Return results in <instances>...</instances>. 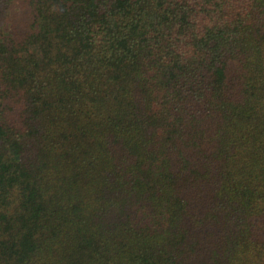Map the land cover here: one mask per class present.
I'll return each mask as SVG.
<instances>
[{"label": "trees", "instance_id": "1", "mask_svg": "<svg viewBox=\"0 0 264 264\" xmlns=\"http://www.w3.org/2000/svg\"><path fill=\"white\" fill-rule=\"evenodd\" d=\"M0 264H264V0H0Z\"/></svg>", "mask_w": 264, "mask_h": 264}]
</instances>
